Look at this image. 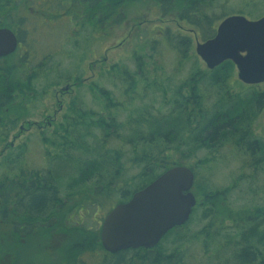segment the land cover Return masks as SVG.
Returning <instances> with one entry per match:
<instances>
[{"label":"trees","instance_id":"obj_1","mask_svg":"<svg viewBox=\"0 0 264 264\" xmlns=\"http://www.w3.org/2000/svg\"><path fill=\"white\" fill-rule=\"evenodd\" d=\"M151 1L155 14L161 17L173 15L193 27L196 36L203 41L214 36L216 22L228 16L226 10L230 8L227 7L228 0L223 3L222 0ZM127 2L98 0L94 29L102 34L107 32L108 25L121 23L125 16L121 8ZM81 9L77 17L87 14L91 21L92 0ZM154 34L148 37L146 47L148 53L157 52L156 59L153 55L135 57L132 70L117 63L105 66L100 69L97 80L87 85L81 82L79 62L71 63L73 67L62 72L58 68L50 72L43 69L22 71L15 53L0 59V143L21 117L27 115L28 104L44 98L50 88L70 80L82 89L81 94L78 91L70 98L63 111L66 126L62 138L66 141L62 154L58 148L59 152L48 158L49 151L45 148L43 156L48 163L44 160L43 166L28 165L24 161L26 144L15 152L7 145L3 159L9 162L1 166L3 171L0 172V243L4 239L6 245H0V256L27 257L26 245L32 244L37 250L33 247L34 255L29 256L30 261H40L38 254H41L46 257L45 264H264V197L259 205L248 204L251 206L233 209L223 199L229 189L220 190L207 182L198 183L197 178L193 193L198 203L192 213L203 202L207 205L205 215L217 210L213 222L218 231L211 232L208 225L188 235L187 224H184L165 235H169L167 244L109 253L101 247L98 228L72 221L78 212L84 209L88 212L90 207L105 209L106 213L112 206V195L118 189L122 191L118 201L123 202L130 193L165 169L185 164L172 154L180 144L188 147L196 144L200 145L198 149L208 150L203 158L189 166L195 177H198L195 169L198 164L202 167L215 160L218 145L225 140L243 155L240 169H248V176L264 168V149L250 136L246 124L249 115L241 109L249 105L248 110H255L263 102L264 95H253L250 101L239 102L231 106L233 108H217L219 103L228 105L230 102L222 93L221 84L225 74L233 69L232 62L225 61L212 70H202L194 56L186 76L171 82L188 59L190 39L172 32L168 26ZM159 45L166 47L174 58V72L170 75L164 73L162 62L165 60L158 50ZM68 57L73 56L68 54ZM42 62H46V57ZM31 79L43 83L39 91L30 92ZM203 86L206 90L208 87L218 89L219 97L213 104L208 102ZM154 103L158 106L154 107ZM204 103L210 105L205 107ZM233 110H237V114H233ZM220 111H224L223 114H219ZM195 114H201L203 118L193 129L194 119L198 118ZM120 115H123L121 121L118 120ZM61 126L59 124L58 128ZM236 128L241 130L235 132ZM40 135L41 144L48 142L43 133ZM183 135L186 137L182 138ZM167 149L172 152H164ZM129 151L133 153V164L140 167L137 174L140 181L127 193L121 175V159ZM119 180L121 184H117ZM263 189L259 191L263 193ZM249 191L257 193L256 188ZM15 203L19 207L17 228L12 213ZM226 219L231 220L233 232L224 240L220 225ZM229 240H233L232 248L227 247Z\"/></svg>","mask_w":264,"mask_h":264},{"label":"rangeland","instance_id":"obj_2","mask_svg":"<svg viewBox=\"0 0 264 264\" xmlns=\"http://www.w3.org/2000/svg\"><path fill=\"white\" fill-rule=\"evenodd\" d=\"M224 1L225 0H222L221 3H223ZM127 3H125L123 8H121L122 14L124 15L125 13L124 19L121 21V23L119 24L113 23L108 25L109 27L106 33L100 34L97 32H93V33L82 32L78 36L80 42L83 44L82 46H84L83 48L84 52L87 51V47L89 45L88 48L89 50L87 52V55L86 53L83 54L78 53L80 48L77 50V48L75 47L78 46L79 43L78 40L76 41L75 44H73L75 46H73L72 43L69 42L67 45L66 53L61 55H56V57L53 59L54 63L59 64L57 67L58 70L62 72L63 69L65 68L68 69L72 68L73 65L70 64L76 62L77 57H78L77 61L79 63H82V61L84 62L83 63L84 69L81 70L80 73L81 78L83 79L90 77L93 78V81H95L97 80V77L100 75L101 68L105 66L108 67L109 65L115 63L125 66L132 70L135 67L133 61L135 57L143 58L146 55L148 56L153 55V58L156 59L157 52L150 51V53H148V47H146L147 39L148 37L153 35L154 32L156 34L158 31H160V28H166L167 26L170 27V30L172 32H178L180 34L187 35L190 39V46L188 49V59L185 60L183 64L184 68H182L176 74L174 80L172 78L170 81L177 82L178 80L186 76L187 74L186 71L188 70L189 66L193 63L194 56L197 58L198 65L200 66V68L202 70H208L205 67L204 62L195 53V43L197 41H203V40H200L196 36L193 27L187 25L185 22H182L173 15L172 16L167 15L165 17H161L160 14H155L156 9L152 7L151 0H128ZM227 4H228L227 7H230L227 8L226 10V12H228L229 15L241 14L245 16L247 19H257L259 17L264 16V0H228ZM239 8L240 10H236ZM219 21L220 20L216 22L215 27ZM93 35L95 36L94 39H92ZM156 36L159 37L158 34ZM86 41L88 45L87 43H85ZM158 50L165 60V62H162V64L164 65L163 67L164 73L165 75H170L172 72H174V65H175L173 60L174 58L172 57L171 54H169V51L166 47L159 45ZM93 52H94V57L92 55ZM68 54H70L73 57L72 58L68 57ZM84 55L86 57L83 60H81ZM103 58L104 61L102 62V64H98V67H95L94 70L88 68L87 64L93 63L96 59L98 60V62H101ZM93 74L94 76H92ZM41 84L43 83L37 82L35 85V90L39 91L42 86ZM62 85L63 84L54 86L51 89V91H49L47 96H45L42 99H39V102L31 105L28 114L26 116H23L25 117L24 119L29 121H40L43 118H45V116L47 115H53L54 110L56 109L54 90L58 91ZM221 85H222L221 88L222 93L225 95L226 100L230 102H228V105L227 104L222 105L221 103L217 104L218 106L217 108L220 109H224L227 106L229 108H233L231 106L239 104V102L250 101L252 96L256 94L264 95V83L252 84V85L242 83L237 78V71L235 66H233V69L225 74V80L222 81ZM202 88L206 91L205 95L209 97L208 102L210 104L211 103L213 104L219 97V93L217 92L218 89L215 90L213 88L208 87L207 88L208 90H206L204 86ZM74 91L75 90H73L70 95H75L76 91L75 92ZM77 91H79V93L81 94L82 89H77ZM114 94L117 96L118 93L114 91ZM68 98L69 97L64 96L63 100H67ZM157 98H159L158 95ZM147 99L148 98H146V100ZM142 102L146 103L145 101ZM64 104H62L61 110L57 113L55 117V121H58L61 114H63V107L65 106ZM136 104H138V102ZM207 105L206 103H204L203 106L207 107ZM153 106L157 107L158 104L154 103ZM241 109H243L244 114L249 115L248 119L246 120V124H248V132L250 133V136L252 138H255L258 144L260 142L259 146H261L264 149V97H263V102L255 110H253V108L251 110H248L250 109L249 105H247L246 108L242 107ZM223 112L224 111H220L219 114H223ZM233 114H237V110H233ZM151 115H155V114H151ZM195 115H197L198 118L194 119V123L191 126V128L193 129L195 128V126L199 125V122L203 118L201 114H195ZM204 115L210 117L211 114H204ZM122 118L123 115H120L118 120L121 121ZM20 123H21V119L19 120V122L16 123L15 127L9 131L8 136L5 138V140L2 143H0V148L4 143H10L13 141V143L15 144V147H13L14 148L13 152H15L17 151V148L20 146V144L23 143L27 144V152L24 154L25 157L27 159H30L33 165L43 166L44 165L43 152L45 153V148L49 152L51 151L49 150V148L45 146L44 142L42 144L40 143L39 139H41L42 137L40 134L33 133L31 131L29 133L27 132L24 135H22V137L17 139L15 142L14 139H12V136L16 134V132L18 131V124L20 125ZM234 130L236 132L241 129L236 128ZM185 137L186 135L182 136V138ZM181 143H183V141H181ZM128 146L127 148L130 147ZM199 146L200 145L197 146L196 144H194L193 146L188 147L185 144H180L176 149V151L172 153L173 157L178 158L181 163L184 162L185 165L187 166H192L194 163H196L199 159L203 158L208 153V150H205L204 148L198 149ZM243 146L246 147V145ZM217 150L218 151L215 152L216 155L215 160L203 164L202 167L200 166V164H198L197 168H195L196 171L198 172V177H195L194 175V177L197 178V182L198 183L207 182L208 185L210 184V186L212 187L220 188V190H223L224 188L229 189L226 191L227 193H225L223 199L224 202H227L229 207L233 209L248 204L259 205L263 203L264 189H263V193L259 191V189L264 188V168L263 167L259 168L256 170L255 173H252L251 176H248L250 173L248 169L245 170L240 169L243 155L241 153L239 154L237 150L235 151L231 147L229 142H226L225 140L224 143H222V145L221 144L218 145ZM164 152L170 154L172 150L167 149L164 150ZM6 154L7 152L4 153L2 158L6 156ZM125 154H126L125 157L121 159V169H122L121 175H123L122 178L123 180H125V184H126L125 192L128 193L130 192L131 188L133 186L136 187L140 181L139 178L137 177V174L140 171V167L138 165L133 164L132 151L131 152L129 151L128 153ZM262 165L264 166V163ZM240 175H242V177L239 178ZM151 181H149L148 183H150ZM117 184H121V181L118 182ZM254 188L257 189V193L253 194L252 191H249V189L251 190ZM119 192L122 191L118 189L117 191H115V194L112 195L111 198L113 200L111 202L112 206L116 203L122 202V201H118L120 197ZM220 205L222 206L223 204ZM84 210L78 212L75 216H73L72 221L80 222L84 225H88L91 228H100L102 218L105 216L104 214L105 209L96 208L93 210V207H90L88 212H85ZM206 210H207V205L205 204V202H203L202 206L197 208L193 212L191 218L187 223V226L185 227L186 233L188 235L189 234L193 235L196 231L208 225L210 228L209 230L211 232L212 230L218 231L215 223L213 222V220L216 219L217 210L211 212L215 215L210 213L205 215ZM100 216L102 217L100 218ZM231 223L232 222L230 219H226L223 222V224L220 225L221 238L224 240L227 237H229L233 232V230L231 229ZM210 224L212 225L210 226ZM168 236L169 235L163 238L160 241V243L167 244L170 241L167 239ZM217 238L221 240L219 237ZM232 243L233 240H229L228 243L229 246L227 247L232 248L233 247ZM3 245L6 244L4 243ZM33 247H35V249L37 250L36 245L27 244L25 251L29 253L27 254L28 257L19 258L16 264H26L30 262L29 256L34 255ZM40 248H41V244H40ZM38 255L40 257L39 259L40 261L46 259V257H43L41 254ZM40 261H38V263L33 262V264H39ZM0 264H11V257L9 255L3 256V258L0 259Z\"/></svg>","mask_w":264,"mask_h":264},{"label":"water","instance_id":"obj_3","mask_svg":"<svg viewBox=\"0 0 264 264\" xmlns=\"http://www.w3.org/2000/svg\"><path fill=\"white\" fill-rule=\"evenodd\" d=\"M16 36L0 28V57L14 52ZM195 53L212 70L231 61L244 84L264 83V16L247 19L241 14L223 18L213 37L197 41ZM64 86L62 89L65 90ZM13 143H9L11 146ZM3 147L2 153L7 149ZM194 173L185 165L172 166L135 191L126 202L116 204L104 216L100 243L106 252L153 248L175 226L183 225L196 203L191 192Z\"/></svg>","mask_w":264,"mask_h":264},{"label":"flooded vegetation","instance_id":"obj_4","mask_svg":"<svg viewBox=\"0 0 264 264\" xmlns=\"http://www.w3.org/2000/svg\"><path fill=\"white\" fill-rule=\"evenodd\" d=\"M89 2L90 0H0V28L9 29L16 36L17 46L14 52H12L11 54L15 53L17 55L18 61L20 62L19 67L21 66V68L23 69L22 71H26V70L39 71L43 69L46 71L48 70L50 72L52 69H56L59 64L54 63L53 59L56 57V55H61L66 53L68 43L70 42L72 43V45L75 44L73 40H78L79 42L78 46L73 45L77 48V50L80 48L78 53L81 54L86 53L87 55V52L89 50L88 49L89 45L86 41L85 43H87L88 47H87V51L84 52L83 51L84 46H82L83 44L80 42L78 36L82 32L98 33V31L94 29V20L97 11L96 7L98 5V0H92L93 14L90 21L92 23L93 20L92 25L88 20L87 14H85V17L84 15L77 17V15L82 12L81 8L83 7V5L84 4L88 5ZM94 38L95 36L93 35L92 39ZM92 55L94 57V52ZM4 57L6 56L0 57V59ZM43 57H46V62L41 63ZM77 60L78 57L76 58V62H78ZM102 61H104V58L102 59ZM83 63H84L83 61L82 63H79L82 70L84 69ZM98 64H102V62H98V60L96 59L93 63L87 64V66L88 68L94 70L95 67H98ZM92 76H94V74ZM90 81H93V78L87 77L86 79L83 78L81 79V82H84L86 85ZM30 83H31L30 92H32L33 90H35V85H36L35 79H31ZM61 84L63 85L60 87L58 91L54 90L55 93L54 96L56 100V109L54 110V114L47 115L45 116V118H43L40 121H29V120H25L24 119L25 117H21V123L20 125L18 124V131L16 132V134L12 136V139H14L15 142L17 139L21 138L22 135H24L27 132L29 133L32 131L33 133H38V134L43 133L45 139L48 140V142H44V144L51 151L48 153V158H50V156H52L54 152H59V149L61 154L62 151L64 150V143L66 140H64L62 137L64 136L65 126H66V117H65L66 114H61L59 118L60 121L58 120L59 122L55 121V117L57 113L61 110L62 104L65 103L64 104L65 106L63 107V111H64L67 103H69L70 98L78 94L77 91L78 88L76 86V82L67 80L65 82H62ZM66 85L68 88L63 90L62 88ZM51 89L52 88H50L49 91H51ZM73 90L76 91V94L70 95ZM64 96H67L69 98L67 100H63ZM37 102L39 101H32L31 103L28 104L27 107L28 111L26 114H28L30 106ZM59 124L63 126L58 128ZM56 135L60 137L58 138ZM57 141L59 142L56 143ZM11 143H13V141L10 142V144ZM6 144L7 143H4L1 146L0 152L2 151L3 147ZM7 145H9V143ZM22 145H24L25 147L24 143L20 144V146ZM11 147L12 148L15 147V144L13 143ZM19 147L17 149H19ZM6 151L7 149H5L2 153H0V172L3 171L1 166L9 162L8 160L2 158V156ZM44 160H46L48 163V159H44ZM24 161L28 165L32 164L30 159L26 158V160ZM51 161L53 160L51 159ZM193 185L191 187L192 193H193ZM132 194L133 193L129 194L127 200L131 198ZM196 202L198 203L197 199ZM116 204H114L112 207H114ZM18 211H19L18 204L15 203V205H13L12 207V213H14L16 217V221L14 223L16 224V228L19 226ZM15 213L17 214V216ZM0 223H2V220ZM187 223L188 221L185 224ZM165 235L161 238V240L165 237ZM5 242L6 241L2 239L0 245L2 246ZM3 256L5 255L3 254L2 256H0V259L3 258ZM19 258H21V256L19 255L18 257H15V255L11 256V264H16ZM33 262L38 263V261H32V262L30 261V264H33ZM45 262L47 263L46 259H44L39 264H45Z\"/></svg>","mask_w":264,"mask_h":264}]
</instances>
